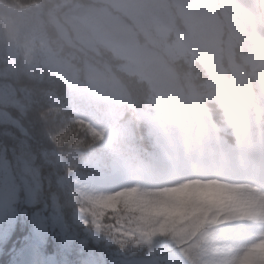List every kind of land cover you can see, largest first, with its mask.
<instances>
[{
	"label": "clouds",
	"instance_id": "clouds-1",
	"mask_svg": "<svg viewBox=\"0 0 264 264\" xmlns=\"http://www.w3.org/2000/svg\"><path fill=\"white\" fill-rule=\"evenodd\" d=\"M0 93L20 125L0 158L61 239L107 264H264V0H0Z\"/></svg>",
	"mask_w": 264,
	"mask_h": 264
},
{
	"label": "snow or ice",
	"instance_id": "snow-or-ice-1",
	"mask_svg": "<svg viewBox=\"0 0 264 264\" xmlns=\"http://www.w3.org/2000/svg\"><path fill=\"white\" fill-rule=\"evenodd\" d=\"M16 101L10 95L0 93V106H15ZM0 119H7V127L0 126V137L8 131L20 127L8 111H0ZM26 171H28L26 169ZM39 185L33 179L29 183L18 176L12 165L0 158V262L6 264L7 253L19 237L27 236L31 249L37 252L55 248L58 258H51L47 264H107L108 251L97 247L91 241L66 233L61 239L53 230L60 222L57 216L49 215L42 202H38ZM23 210L24 215H20ZM111 264H122L112 259Z\"/></svg>",
	"mask_w": 264,
	"mask_h": 264
},
{
	"label": "rangeland",
	"instance_id": "rangeland-1",
	"mask_svg": "<svg viewBox=\"0 0 264 264\" xmlns=\"http://www.w3.org/2000/svg\"><path fill=\"white\" fill-rule=\"evenodd\" d=\"M205 194L207 193L198 187L192 188L191 190L186 188V189L174 191L173 193H171V195L175 198L202 196ZM165 211H167V209L163 205H159V206L152 205V206L146 207L143 210V213L148 216H155ZM253 258H254V254L250 253L247 257L242 258L241 264H246L247 261H250Z\"/></svg>",
	"mask_w": 264,
	"mask_h": 264
},
{
	"label": "trees",
	"instance_id": "trees-1",
	"mask_svg": "<svg viewBox=\"0 0 264 264\" xmlns=\"http://www.w3.org/2000/svg\"><path fill=\"white\" fill-rule=\"evenodd\" d=\"M9 112H11L12 115H15V113L12 112L11 110H9ZM158 215H159V214H158ZM152 217H153V216H148V215H145V214L143 213L142 220H143L145 223H148Z\"/></svg>",
	"mask_w": 264,
	"mask_h": 264
}]
</instances>
